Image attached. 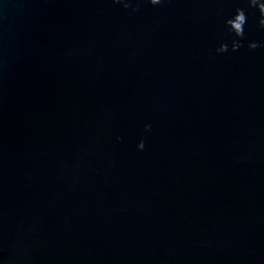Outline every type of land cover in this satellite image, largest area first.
I'll use <instances>...</instances> for the list:
<instances>
[{"label": "water", "instance_id": "95a60500", "mask_svg": "<svg viewBox=\"0 0 264 264\" xmlns=\"http://www.w3.org/2000/svg\"><path fill=\"white\" fill-rule=\"evenodd\" d=\"M0 264H264V0H0Z\"/></svg>", "mask_w": 264, "mask_h": 264}]
</instances>
